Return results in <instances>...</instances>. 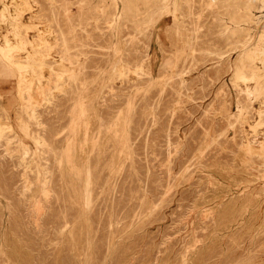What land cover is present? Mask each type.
I'll return each mask as SVG.
<instances>
[{
    "label": "rangeland",
    "instance_id": "1",
    "mask_svg": "<svg viewBox=\"0 0 264 264\" xmlns=\"http://www.w3.org/2000/svg\"><path fill=\"white\" fill-rule=\"evenodd\" d=\"M263 55L264 0H0V264H264Z\"/></svg>",
    "mask_w": 264,
    "mask_h": 264
},
{
    "label": "bare ground",
    "instance_id": "2",
    "mask_svg": "<svg viewBox=\"0 0 264 264\" xmlns=\"http://www.w3.org/2000/svg\"><path fill=\"white\" fill-rule=\"evenodd\" d=\"M261 35V34H260ZM261 41V40H260ZM258 47V46H257ZM255 49V48H254ZM253 55V54H252ZM264 56V55H263ZM254 57V56H253ZM245 58V57H244ZM242 60V59H241ZM243 61V60H242ZM257 64V63H256ZM245 66V65H244ZM261 67V66H260ZM245 69V68H244ZM243 70V69H242ZM241 72V71H240ZM239 72V73H240ZM238 75V74H237ZM253 91V90H252ZM264 91V90H263ZM261 93H258L257 95H256V99L257 100H261ZM255 99V98H254ZM261 102H262V100H261ZM39 104V103H38ZM251 147H252V145H251ZM255 149V148H254Z\"/></svg>",
    "mask_w": 264,
    "mask_h": 264
}]
</instances>
